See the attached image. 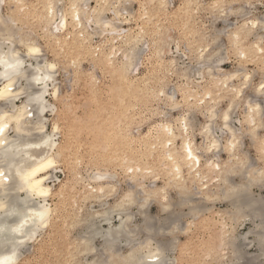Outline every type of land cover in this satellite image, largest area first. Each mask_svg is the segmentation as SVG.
Listing matches in <instances>:
<instances>
[{"label":"bare ground","instance_id":"obj_1","mask_svg":"<svg viewBox=\"0 0 264 264\" xmlns=\"http://www.w3.org/2000/svg\"><path fill=\"white\" fill-rule=\"evenodd\" d=\"M9 1L11 0H4V3L0 4V55L5 56L6 58H10L14 52L19 51V41L29 35H32L34 40L43 43L42 40H38L35 33L29 29V25H24L28 24V22L22 21L21 14H6L7 11L5 12L4 8ZM14 1L20 4V12L26 13L27 9L30 7V14L34 17H40L43 22V25H41L43 26L44 39L52 42L51 44H53V42L55 43V38L59 35L56 31L57 27L62 23L61 17L59 12H57L54 17L50 19L47 18L43 5L45 3H54L57 9H63L64 6L69 3V0ZM91 1L92 0H89L91 11L85 13L82 10L81 17L83 19L86 16H89V18L95 16L102 21L107 20L113 23L115 32L110 28L105 30L107 35H103L105 36L104 39L106 40L107 45L105 44L106 47H104V50L101 49L102 60L106 69H112V67L116 69L115 78L118 83L121 84L119 85L121 87H124L122 85L126 82L129 84L130 73H134L133 70H135L139 63L144 59L146 49L142 46V38L145 34L162 29V24H164L166 19H171L177 25L183 26L184 32L187 35L195 32L194 42L192 43L191 48H195L197 51L199 50V45L201 43H205L208 40H216L217 43L214 45L213 51L217 52L218 55L215 56L211 63L206 62L202 66H197V64L194 65L193 63L195 62L190 55L189 60L191 63L189 62L190 65L185 67H181L185 62L183 60L184 57L181 60L179 59L181 65H179L180 63L178 64L177 58L170 59L169 61H165L164 64L166 67L164 68V71L161 70L160 74L156 77L153 75V78L145 80V84L143 85L147 97L158 96L157 89L163 86V89L166 90L165 78L173 71L171 62L174 60L176 62L177 75L184 73L187 75V79L184 86H174L170 92L166 93V105H168V108L171 110L173 103L171 97H176L178 92L182 89H188L189 93L185 96V102L188 104V109H196L193 111L192 125L189 135L192 138L194 154L199 153L201 155L202 163L199 169H196L194 165L192 168H189L187 165L191 162L182 160L180 157V149L183 141V133L180 129L177 128L174 131L173 136L171 137L172 143L169 147V134L163 130V127L160 124V133L155 139L150 136H147L144 139L141 138L146 146V150L143 153L139 156L128 158L127 161L126 159L123 160L121 158L123 160L121 163L124 167L125 165H131L140 169L139 173L132 174V179L134 181L136 177H143L144 181H140L146 185L145 191L155 192L158 189L167 188L169 196L168 205L170 210L168 212H162L160 204L155 200L150 202L146 207H140V204L144 200V194L143 192L137 191L136 204L134 206L123 211H114L119 196L129 189H133L135 185L132 184V186H129L128 188H119L118 195L114 197H110L107 191L104 196H101L98 190L96 192L90 191L91 185L97 183L94 179H91V183L81 185V188L83 189H80V192L77 194L78 199L74 202L75 207L73 206L74 213H71L70 217L67 219L65 218V221H61V226L63 225L65 232H68L69 237L55 242L57 252L53 257V263L118 264L119 262V264H122L125 259L129 258L130 253L139 256V253L137 252L139 245L145 240L151 239L155 245H158L161 248V264H176L178 260L172 255L177 249H179L181 256L183 254L184 257H187V255L189 256V254L195 249V261L192 263L196 264H208L209 261H206V263L205 261L198 263V258L202 256H204V258H210L209 260H211L213 264H264V262H261L264 259V195L258 194L255 191L256 189L261 191L264 190V185L259 181V172L264 169V163L263 165H260L259 163L261 160L259 158H254V156H252L247 150L245 144L247 138L246 129L243 125H235L234 117L231 122V127L235 129L237 136L241 139V144L238 150V155L241 159H231L229 154L223 150L214 154H208L205 151L207 137L202 138V142H199L198 139H200L199 132L206 118L203 115H197V111L201 107H203L205 111H210L213 107H217V105H214L212 101L207 100L204 105H200L199 101L204 99V95H202L203 93L200 94L198 91L190 88L192 85H195L192 81L193 75L199 76V72L203 70V73L209 78L207 68L215 69L217 61L227 59V57H225L226 53L225 55L223 53V41L225 39L228 42L227 34L230 31L235 30L237 21H239L241 25L244 23L243 19L245 17L264 21V11L256 10L253 7H245L242 15H228L224 18L214 16L213 24L210 26L198 27L200 26L199 24L201 20L197 14L200 15V13L208 9L198 7L201 4L207 6V4L201 2V0H181L182 2L180 3H182L183 7L181 5V8H177L176 10H170L169 8V5L171 6L174 0H136L139 1L143 13L137 14L133 12L129 16L126 14L130 13L128 11L129 9H127V4L130 0H94L96 3L95 7L91 6ZM231 1L233 3V0H216L213 4H219L220 9L222 10L223 6L230 4ZM72 2H83V0H72ZM118 4L121 5V7L117 8L116 5ZM237 6L239 7L242 5L238 4ZM110 12L113 14V17L107 16ZM214 12L216 15L217 9H215ZM230 16H233L235 21L231 22V20H229ZM138 19L147 22L148 27L139 26L135 32L133 29H123L122 26L125 23L130 20L134 21ZM215 21H220L225 28L217 29ZM14 27H17L16 32ZM69 27H71V21H69ZM97 29L98 32L100 31L99 35L101 34L102 36L101 29L98 27ZM248 31H252V35L246 37V39L242 41V44L244 45L256 43L262 36H264V33L259 30H244V32ZM64 32L65 28L60 27V33L62 34ZM69 33L73 40L76 41L75 35H77L79 36V39L83 40L85 43L88 41L90 42L92 35L95 34L94 31L90 34L91 32H88L86 25L83 34H81L79 28H76L74 33ZM241 34L243 35L244 33ZM9 39L12 40V43H5V41ZM119 40L122 42L121 48L116 45V41ZM171 41L173 43L170 34H168V36L166 35L161 41L157 40L155 44L159 51V55L167 54V52L169 54L168 46L171 44ZM66 43L67 41L63 44L66 45ZM75 48L76 47H74V49ZM113 48L116 49L118 56L123 48L128 49L129 61L127 62V69L123 67L122 61V64L117 67V55H113ZM97 49L98 48H89V50L93 51L92 53L95 55L97 54ZM155 55L157 56V54ZM248 55L251 61L254 60L255 62H260V64L264 65V59H261L259 54L251 49L250 46L248 47ZM121 56L123 59V55ZM109 57H111V60H109ZM47 59L49 58L45 55L38 60L29 61L30 66L24 68L23 71L31 75L34 68L38 65H43ZM225 64L220 65L223 70L222 73L213 72L212 75L216 76V78L210 79L211 85L208 88H205V95L210 92L213 100L220 102V107L223 106L221 104L225 98H230L231 87L238 84V81H229V87L225 88L220 83L222 75L230 74L233 71L242 72L246 70L243 69L239 63L237 67L234 66L231 69L225 68ZM5 70V67L0 65V73H3ZM256 73L257 75L255 78L259 79V71ZM153 74L156 75L157 72H154ZM255 78L253 81L254 84L258 83ZM92 79L95 80V78ZM5 83H12L17 91L23 90L20 100H24H21L20 103L16 100H9L5 103H0V113L8 112L12 114L28 103L30 95L39 94V89H36L28 80L19 76L12 77L11 81L0 79V86H3ZM55 83L58 86L57 80ZM93 83L96 85L98 82L93 81ZM158 83L162 86L159 85L157 88L156 85ZM89 89L95 96L97 90L96 87L91 85ZM124 90L121 92L125 93ZM113 95L116 102H118V105H120L123 97L120 96V89L118 86L116 87V93L113 92ZM246 98L251 99L254 102L264 103V101L258 100L251 88L246 92ZM97 101L99 102V99H97ZM176 102L180 103L178 100H176ZM29 107L34 113L33 119H25L22 121V129L19 133L15 131V124H13L12 128L5 134L3 145L0 146V171H4L5 175L9 178V183L0 187V205H3V207L0 208V228L5 229L3 232H0V253L7 248H11L14 244L13 237L17 234L12 233L11 229L17 226V224L28 214L29 210L38 209L39 204L44 203L42 200L33 198L26 189L21 190L23 185L17 176L18 170L20 172L29 170L42 158L51 156L53 151L51 148L36 149L27 147V145L37 143L41 140L40 133L36 131V125L42 123L43 120L48 122L46 115L43 118L41 117L39 105L29 104ZM48 107L51 109L52 104L49 103ZM240 107L243 106L238 105L233 112V116L236 115V110H239ZM199 116H203L204 120L202 122H199ZM101 118L104 120L102 113L96 115L97 120H101ZM165 118L169 121L172 120V122L175 123L173 115L168 114ZM117 125H119V123ZM213 133L220 138L227 135V133H224L220 128L219 123L213 127ZM62 139L63 141L59 142L60 148L57 153L58 159L60 162H62L63 159H68L71 164H76V161L80 160L84 155L82 153L83 150H77L78 145L76 141L78 139L75 130L73 129L69 131V133L64 134ZM251 144L256 149L255 142L251 141ZM86 148H91V151L98 155V152L101 150V145H96L95 147L94 145H90V147L86 146ZM161 149L165 151V161L155 165L153 159ZM103 150H105V148ZM92 152L89 153L93 154ZM226 154L228 157L227 159L224 158V155ZM169 157H171V159H169ZM209 160H214L222 166L226 165L227 167H222L220 173H216L214 171V165L212 169H209L206 166ZM242 160L248 161L247 167L244 166ZM177 165L181 166L179 180L175 179L174 174V166ZM253 169L254 171H252ZM52 170H49L46 173L44 186L52 190L53 196L58 192V189H55V185H51L50 183V181L55 178L53 177ZM150 174H158L161 178L157 180L155 179V175H151V178L149 179L148 177ZM221 177H223V180L220 179ZM147 181L149 184H147ZM113 182L118 184L115 181V177H113ZM204 183H207V188H204ZM234 186H239V191L236 193L230 191ZM194 188L200 191L203 199V206H201V204H199L194 198ZM50 198L47 201V204L51 208L49 227L47 229H37L36 222L29 221L24 228V238L27 240V243L24 246H28L30 243H36L41 234L45 233L47 230L52 229L55 234L62 233L60 230L62 228L60 227L59 222L54 220L56 209L52 208V204L49 203ZM218 204L224 205V208L217 212L219 219L214 215L216 213L212 212L214 206ZM154 207L157 209L156 215L151 213ZM184 208H187L189 212L184 213ZM13 212L16 214L10 215V213ZM204 213H206L207 216ZM129 217L132 218L131 221L128 220ZM186 217L191 218V221L188 224H184L185 222H183V219ZM241 217H244V221H241ZM247 222L251 225L249 231L241 234L240 230L247 225ZM174 225L178 226L179 230L169 235V231ZM216 228H219V236H214L212 233L211 236H208V234L211 231L216 230ZM199 231L204 234V239L200 238L201 241L197 243L195 237H197ZM33 232L36 233L35 237L32 240H28L27 238L31 236ZM181 234H185L187 241L183 246H177V237ZM251 237H253V240H251ZM217 243H219V246H216ZM253 246L256 247L257 253L255 255L253 254L252 257H249V262H246V250Z\"/></svg>","mask_w":264,"mask_h":264},{"label":"snow or ice","instance_id":"obj_2","mask_svg":"<svg viewBox=\"0 0 264 264\" xmlns=\"http://www.w3.org/2000/svg\"><path fill=\"white\" fill-rule=\"evenodd\" d=\"M4 3V0H0V4ZM242 6H237L236 0H233L232 4H226L223 6V9H220L219 5H199L201 8H212L217 9L216 15L219 18H224L228 15L239 16L242 15L244 8L254 7L252 0H249L247 5L239 3ZM261 4H264V0H261ZM163 6V5H162ZM45 9V14L47 18L54 17L57 12H59L61 17V25L57 27V33L59 35L55 38L56 44H61L66 38L71 41L72 36L69 35V32H74L76 28H79L81 34L84 32L85 22L88 27L95 24L98 28L101 29L102 36L107 35L105 32L106 29L112 28L113 23L107 20L102 21L98 17L86 16L82 19L81 11L85 13L91 11L89 0H83V2H72L69 0L63 9H57L54 3H45L43 5ZM117 8L121 5H116ZM183 7V5H182ZM244 23L241 25L237 21V26L235 30L230 31L227 34L228 43L227 51L229 59H221L217 61V66L215 69L207 68V74L210 79H215L216 76L212 75L213 72L222 73L223 70L220 65L225 63L237 62L242 68H245V71H233L230 74L222 75L220 78V83L225 87H229V81H238L237 85L231 87L230 98H227V102L223 104L222 107L219 106L220 102L215 101L212 98V95L207 94L204 96V99L199 101L200 105H204L205 101H212L217 107H213L210 111H205L201 107L197 111V115H203L206 119L199 132L200 137H207V142L205 145V151L208 154H214L218 151H225L229 154L231 159H241L238 155V150L241 144V139L237 136L235 129L231 127V122L233 120V112L238 105H242V116L237 119L236 123L243 125L247 132V138H250L251 141L255 142L257 155L262 163H264V103L254 102L251 99L246 98V92L251 88L254 92V95L260 101H264V65L259 67V82L254 84V78L257 73L254 69H247V65H252V61L248 55V47L255 50L261 59H264V36L256 43H251L250 45L242 44V41L252 35V31L244 32L245 29L250 30H259L264 33V21L257 20L255 18L245 17ZM69 21H71V27H69ZM60 27L65 28L64 33H60ZM241 33H244L243 35ZM23 35V34H22ZM5 43H12V40L9 39ZM19 51L14 52L10 58H6L3 55H0V65L5 67V71L0 73V79L5 81H11L12 77L19 76L28 80L36 89H39V94L30 95L28 103L23 107L16 110L14 113L10 114L8 112L0 113V146L4 143L5 134L12 128L15 124V131L21 132L22 125L21 122L25 119H33L34 113L32 112L29 104L39 105V112L43 118L46 114L51 111L52 115L50 119L53 121L49 124L47 121L43 120L42 123L36 125V131L41 135V140L34 144H29L27 147L36 148V149H53L51 156H46L38 161L34 166L29 170L24 172L17 171V176L23 185L21 190H27L33 198L37 200H42L44 203L39 204L38 209H31L28 211V214L17 224V226L11 229V232L17 234L13 237L14 244L11 248L5 249L0 253V264H35L34 260L31 259H22L24 253V245L27 243V240L24 238V228L29 221L36 222V228L47 229L49 227V218L51 215V208L47 204V201L52 197V190L44 186L45 175L49 170L57 169L61 166V162L58 159L57 153L59 152L60 143H59V133L61 132V127L57 121V114L65 110V106L70 107L71 101L76 94L75 83L73 81L71 90L62 89L57 86L55 83L56 77L62 69H68L72 73L77 67V61L75 57L72 58L71 64L62 63L61 59L55 55H52L50 59L45 60L43 65H38L34 68L31 75L23 71L24 68L30 66L29 61L38 60L40 57L49 54L50 51H55L52 47L46 42L41 43L37 40H34L32 35L22 38L20 41ZM217 43L216 40H208L205 43L199 45V50L191 48L190 42L185 44L182 40L176 41V52L180 53L181 48L184 49L185 59H189V55L193 58L197 66H202L206 62L211 63V61L218 55L217 52L213 51L214 45ZM99 52V48L97 49ZM113 55H117L116 49L113 48ZM157 56L159 51L157 49ZM238 57V61H233L230 59L232 55ZM119 55H123V67L128 68L129 53L127 48H123ZM111 60V57H109ZM173 71L170 73L173 76L177 75L176 72V62L173 60L171 62ZM10 70V71H9ZM143 69L141 68L140 71ZM204 75V73H200ZM180 79L186 80L187 75L184 73L179 74ZM51 85V87H50ZM158 97L164 98L166 96V90L163 87L157 89ZM23 90L17 91L12 83H5L3 86H0V103H5L9 100H16L19 102ZM47 97V99H46ZM173 103L171 107V113L175 119V123L169 121L165 117L168 116L169 112H162V119L159 121L160 125L163 127V130L169 134L168 145L171 146L174 131L179 128L183 133V141L180 149V157L182 160L191 162L188 163V167L192 168L193 165L196 169H199L201 166L202 160L199 153L194 154V147L192 138L189 135L192 125V116L193 111L196 109H186L182 103H177V97H171ZM49 103L52 104V108L48 107ZM169 110V109H168ZM219 123L220 128L224 133H227L223 138L217 137L213 133V127ZM47 125V126H46ZM186 141V142H185ZM171 159V157H169ZM245 167L248 166L247 160H242ZM76 163H81L77 160ZM214 165V171L220 173L222 166L214 160H209L207 167L212 169ZM125 175L128 178H132L133 173H139L140 169L131 165H125L123 169ZM254 171V169L252 170ZM175 179H180L181 166H174ZM151 175H155V179L159 180L161 177L158 174H150L148 177L151 178ZM251 178V172H250ZM93 179L97 182L91 185L90 191L96 192L99 191L101 196H104L107 191L110 197L117 196L119 193V185L113 182V176L111 174H105L99 172L94 174ZM223 180V177L220 178ZM259 181L264 185V169L259 172ZM9 183V178L5 175L4 171H0V187L5 186ZM135 187L125 191L119 196V199L115 205L114 211H123L131 206L136 204V193L137 191L143 192L144 200L140 204V207H146L150 202L155 200L160 204L162 212H168L170 210L168 205V192L167 188L158 189L155 192L145 191L146 185L141 183L139 177H136L133 181ZM207 183H204V188H207ZM232 193L239 191V186H234L230 189ZM214 198V197H213ZM3 205H0L2 208ZM16 214L15 212L10 213ZM131 217L128 218L131 221ZM241 221H244V217H241ZM5 229L0 228V232H3ZM178 226L174 225L170 231L169 235L178 231ZM35 232L31 234L27 239L32 240L35 237ZM139 256L136 254L130 253L129 258L125 259L122 264H161V255L162 251L158 245H155L151 239L145 240L141 243L137 249ZM142 257V258H141ZM119 264V262H118ZM208 264H213L209 260Z\"/></svg>","mask_w":264,"mask_h":264},{"label":"rangeland","instance_id":"obj_3","mask_svg":"<svg viewBox=\"0 0 264 264\" xmlns=\"http://www.w3.org/2000/svg\"><path fill=\"white\" fill-rule=\"evenodd\" d=\"M215 1L216 0H201V2L207 5H212L213 3H215ZM180 2L182 1L174 0L172 2V5L171 6L169 5L170 10H176L177 8L178 9L181 8L182 3ZM252 2L254 3L253 8H255L256 10L258 9L259 11H264V4H261V0H252ZM231 3L232 1L230 2V4ZM236 3L238 4L243 3L245 5L249 3V0H241V1L236 0ZM95 4H96L95 1L92 0L91 6L95 7L96 6ZM59 5L62 6L61 4ZM19 7H20L19 3H16V1L11 0L5 6L4 9L5 12L7 11L6 14H16V13L21 14L22 21L28 22V24H24V25L30 26L29 29L32 30L33 33H35L38 40H42L43 43L46 42L52 47V49L55 50L54 52L50 51L49 54H46V56L49 59L51 58L52 55H55L61 59L62 63L68 65L71 64L73 57H75L77 61V67L73 73L68 69H62L56 77L58 86L60 88L71 90L72 83L74 81L75 89H76V94L74 95V98L71 101V106L70 107L65 106V110L57 114V121L59 122L61 127V132L59 134V142L63 141L62 136L64 134L69 133V131L74 129L78 139L76 141L78 145L77 150L78 151L83 150L84 152L82 151V153L84 157L80 158L79 160L82 162V164L81 163L71 164L70 160L63 159L61 162V166L57 169L52 170L53 177L55 178L51 180L50 183L51 185H55V189H58V192L50 198L49 203L52 204V208L56 209L54 220L59 222L60 227L62 228L60 229L62 233L55 234L53 233L52 229L47 230L45 233L41 234V236L39 237L36 243H30L28 244V246H24L23 250L25 255L22 256V259L34 260L35 264H54L53 257L57 252L55 242L57 240L60 241L63 238L69 237V234L68 232H65L63 225L61 226L62 223L61 221L63 220L65 221V218L67 219L68 217H70L71 213L72 214L74 213L73 212L75 207L74 202L78 199L77 194L80 192V189L81 190L83 189L81 188L82 187L81 185L91 183V179H93V176L96 173L103 172L107 174L108 172V174H111L113 177H115V181L118 183L117 185H119V188H128L129 186H132L133 179L128 178L125 175L123 171L124 165H122L121 161L125 159L127 161L128 158L139 156L141 153H143L146 150V146L145 143L143 142V139L146 138L147 136H150L151 138L155 139L159 135L161 129L159 125L160 124L159 121L162 119L161 117L162 112H169V114L173 115V113H171L170 108H168V105H166L167 102L165 100L166 99L165 97L159 98L156 95L147 97L146 91L143 88V85L145 84V80L153 78L154 76L156 77L158 74H160L161 70L164 71L165 70L164 68L166 67V65L164 64L165 61H169L170 59L177 58L178 64L180 63L179 65H181L180 60L183 59L184 57L183 60L185 62L184 65L182 64L181 67L190 65L191 61L189 59H185V55H187V53L184 52L183 48H181L180 53L176 52V41L182 40L185 42V44H188L190 42L189 47L191 49V45L194 42L195 32L191 33L190 35H187L184 32L183 26L177 25L171 19H166L164 24H162V29H158L155 32H150L148 34H145L144 37L142 38L143 40L142 46H144L145 47L144 49H146L144 59L142 60V62L139 63L136 69L133 70L134 73L132 72H131L132 74L130 73L129 84L126 82L122 85L124 87H121L119 86L121 84L118 83V81L115 78L116 69H114V67H112V69H106L103 64L101 49L104 50V47H106L107 42L104 39L105 36H101V34L99 35L100 31L98 32L97 26L95 24L91 25L89 28L85 23L88 32L89 33L91 32L90 34H92L94 31V33L96 34V35L95 34L92 35V37L90 36L91 39L90 42L88 41L89 42L88 45H87L88 42L85 43L83 40H80L79 36L77 35H75L76 41L73 39L69 41L65 38L61 44L57 45L54 42L53 44H51L52 42H49L48 40L44 39V31L42 28L43 22L40 19V17L38 18L32 16V14H30L29 11L30 7L29 9H27L26 13L20 12ZM127 9H129L128 11L130 12L126 14L127 16H129L133 12L137 14L143 13V9L140 7L139 1L136 0H130L127 4ZM214 11L215 9L208 8L202 13H200V15L197 14V16H199V19L201 20L199 24L200 26L198 27H205L213 24L214 18L217 16L215 15ZM112 15L113 14L110 12L108 13L107 16L113 17ZM229 20L233 22L235 21V18L233 16H230ZM147 24H148L147 22H143L142 20L138 19L134 21L130 20L127 23H125L122 27L123 29L126 30L133 29V31L135 32L137 28H139V26L148 27ZM215 25H217V29L225 28V26L220 21H215ZM16 29L17 27H14L15 32L17 31ZM168 34L171 35L173 40V43L171 41V44L168 46L169 54L167 52V54L165 53L156 56L155 54L157 53V47L155 43L157 42V40L161 41V39H164L166 35L168 36ZM65 40L67 41L66 45L63 44L64 42H66ZM227 43L228 42L224 39L223 53L224 55L226 53L225 57L229 59V55L227 51ZM116 45L121 48L122 47L121 40L116 41ZM74 47L76 48L74 49ZM89 48H93V49L99 48V52L97 51V54L95 55L94 53H92L93 51L89 50ZM180 55H184V56H180ZM116 59H117L116 65L117 67H119L123 62L122 56L117 55ZM230 59L233 61H238V57L234 54L230 57ZM193 64L196 65V63ZM234 66L237 67L238 63L237 62L226 63L224 67L227 69H231ZM260 66H262L260 62L258 63L252 60V65H247L246 68L254 69L257 72L259 71ZM141 68L143 69L142 71H140ZM154 72H157V74L156 75L153 74ZM199 73H203V70L200 71ZM198 75L199 76L193 75L192 81L194 82L195 85L194 86L192 85V87L190 88L198 91L200 94L203 93L202 95L205 96V88H208L211 85V80L210 78L206 77L205 74L202 75V77L200 74ZM91 77L95 78V80L92 79ZM255 79L256 82H259V79L257 78ZM93 81L98 83L95 85ZM165 83H166L165 86L166 93H168L171 91V89L174 86H180V85L184 86L186 84V80L180 79L179 75L173 76L169 74L165 78ZM91 85H94L97 89L95 95L96 97L89 89ZM159 85L160 83L156 85L157 88ZM117 86L120 89V96L123 97L122 99L123 103L121 102L122 104L120 103V105H118V102H116L113 95V92L116 93ZM123 90L125 91V93L121 92ZM187 93H189L188 89L186 90L182 89L176 95L177 100L180 103H182L186 109H188V104L185 102V96L188 95ZM97 99H99V102L97 101ZM225 99L222 101L221 105L227 102V98ZM21 100H19V103L21 102ZM241 109L242 107H240L239 110H236V115L233 116L235 125H239L238 123H236V121L242 116ZM101 113L103 114L104 120L102 118L101 120H97L96 115H99ZM51 115H52L51 112L46 114V117L48 118L49 131H50V124L53 122L50 119ZM198 120L199 122H202L204 120L203 116H199ZM118 123L119 125H117ZM94 130H98V131H94ZM141 138L143 139L141 140ZM199 138L200 139H198V141L202 142L203 140L202 137ZM245 144L247 146L246 147L247 150L251 153V155L254 156V158H259L255 147L252 146L251 144L250 138H246ZM90 145H94V147L96 145H101V150L100 152H98V155L92 152L91 148H86V146L90 147ZM104 148L106 152L105 150H103ZM89 152H92L93 154ZM164 153L165 151H163L162 149L159 150L158 154L153 159L155 165L160 164V162L163 163V161H165ZM224 158L226 159L228 158L227 154L224 155ZM259 164L263 165V163L261 162ZM139 179L142 181L143 177H140ZM147 184H149L148 181ZM193 191L195 195L194 198L197 200L199 204H201V206H203L202 204L203 199H202V195L200 194V191L197 189ZM255 191L258 194L264 195V190L261 191L259 189H256ZM171 194H175V193H171ZM223 208H224L223 204L215 205L214 209H212V212H215L216 214L212 212L211 213L214 214L219 219V217L217 216V212L221 211ZM183 211L184 213L189 212L187 208H184ZM151 213L156 215L157 209L154 207ZM190 221H191L190 217H186L183 219V222H185L184 224H188ZM246 224L247 225L243 227L242 230H240L241 234L247 233L249 231L251 225L248 222ZM211 233L214 236L218 237L220 233L219 228H216V230L211 231L208 234V236H211ZM203 235L204 234L202 232L200 231L198 232L197 237H195L197 243L201 241L200 238L204 239ZM251 240H253V237H251ZM186 241L187 240L185 234L178 235L176 241L177 246L178 245L183 246V244H186ZM216 246H219V243H217ZM246 252L247 253H246L245 261L249 262L250 260L249 257H252L253 254L255 255L257 253V249L256 247L253 246L247 249ZM195 253L196 250L194 249V251H192L189 254V256L187 255V257H184L183 254L181 256L179 249H177L172 256H174V258L178 260L176 264H196V263H192L195 261L194 260ZM209 259L210 258L208 257L204 258V256H202L198 258V263L202 261L203 262L205 261L206 263V261L208 262ZM261 262H264V259Z\"/></svg>","mask_w":264,"mask_h":264}]
</instances>
